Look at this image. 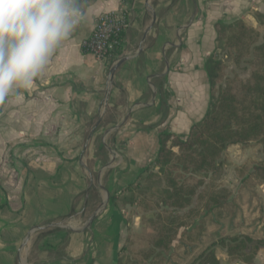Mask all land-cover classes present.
<instances>
[{
    "label": "crops",
    "instance_id": "0c3cea01",
    "mask_svg": "<svg viewBox=\"0 0 264 264\" xmlns=\"http://www.w3.org/2000/svg\"><path fill=\"white\" fill-rule=\"evenodd\" d=\"M121 11L122 55L86 53L98 19ZM256 12L264 0H96L83 12L44 75L0 102V264H122L142 230L129 187L153 169L161 133L186 140L208 112L216 26L256 25Z\"/></svg>",
    "mask_w": 264,
    "mask_h": 264
},
{
    "label": "trees",
    "instance_id": "16d2710c",
    "mask_svg": "<svg viewBox=\"0 0 264 264\" xmlns=\"http://www.w3.org/2000/svg\"><path fill=\"white\" fill-rule=\"evenodd\" d=\"M95 1L80 0L82 11ZM254 18L256 25L239 19L216 26L217 52H224L236 68L245 64L249 76L229 78L225 63L212 55L205 64L211 86L205 117L192 127L186 140L167 132L160 134V150L149 177L159 178L163 186L137 204L141 214L153 217L148 220V245L134 253L135 264H169L178 254L185 260L194 254L196 238L205 232V221H213L232 197L228 188L212 179L207 181L218 173L223 153L231 146L258 144L264 154V13L256 12ZM122 53L121 44L114 57ZM238 178L249 190L264 187V160L252 173L240 170ZM218 247L229 258L251 264L264 249V237L221 239L188 264H222Z\"/></svg>",
    "mask_w": 264,
    "mask_h": 264
},
{
    "label": "rangeland",
    "instance_id": "374dc122",
    "mask_svg": "<svg viewBox=\"0 0 264 264\" xmlns=\"http://www.w3.org/2000/svg\"><path fill=\"white\" fill-rule=\"evenodd\" d=\"M246 21L249 22V20ZM215 56L225 63L227 67L226 75L229 78L235 75H239L242 78L249 76V70L245 64L240 68H236L228 56L221 50ZM263 160L264 154L258 144L231 146L223 153L219 160L220 167L218 173L214 177H208L207 181L212 179L228 188L232 192V197L223 210L218 211L213 216V221L210 218L205 221V232L196 238L195 244H197L198 248L195 253L186 260L181 257V254H178L174 260L169 261V264H174L173 262L188 264L207 246L211 243L219 242L221 239L250 236L252 239L257 240L264 237V187H256L254 190H249L243 187L241 180L238 178L240 170L244 172L246 169L249 173H252L255 166L262 163ZM153 169L143 176L135 186L130 187L125 200H123L124 203H130L129 205L136 207L135 211L137 210V213H140L137 205L138 202L151 194L154 189L163 186V182L159 178L149 177ZM93 200L90 202H93ZM152 217V214L143 215V219H141V233L135 234L133 231L130 232L128 245L121 258L122 264H135L132 260L134 253L148 245L151 234L148 229V220ZM201 239L203 242L199 243ZM217 255L222 261L228 259L229 264L235 262L220 247L217 248Z\"/></svg>",
    "mask_w": 264,
    "mask_h": 264
},
{
    "label": "clouds",
    "instance_id": "9594fccd",
    "mask_svg": "<svg viewBox=\"0 0 264 264\" xmlns=\"http://www.w3.org/2000/svg\"><path fill=\"white\" fill-rule=\"evenodd\" d=\"M84 18L80 0H0V102L30 89Z\"/></svg>",
    "mask_w": 264,
    "mask_h": 264
},
{
    "label": "built area",
    "instance_id": "2783aa9c",
    "mask_svg": "<svg viewBox=\"0 0 264 264\" xmlns=\"http://www.w3.org/2000/svg\"><path fill=\"white\" fill-rule=\"evenodd\" d=\"M128 27L129 18L125 11L101 16L95 24L92 36L83 42V50L105 63L112 61Z\"/></svg>",
    "mask_w": 264,
    "mask_h": 264
},
{
    "label": "water",
    "instance_id": "95a60500",
    "mask_svg": "<svg viewBox=\"0 0 264 264\" xmlns=\"http://www.w3.org/2000/svg\"><path fill=\"white\" fill-rule=\"evenodd\" d=\"M126 61V58H122L113 68V71L116 70L118 67H120L124 62Z\"/></svg>",
    "mask_w": 264,
    "mask_h": 264
}]
</instances>
